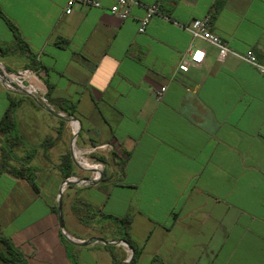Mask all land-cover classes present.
Masks as SVG:
<instances>
[{
	"label": "crops",
	"instance_id": "0c3cea01",
	"mask_svg": "<svg viewBox=\"0 0 264 264\" xmlns=\"http://www.w3.org/2000/svg\"><path fill=\"white\" fill-rule=\"evenodd\" d=\"M99 1L64 14L65 0H0V60L10 70L35 60L52 109H74L78 143L111 144L102 177L67 183L58 197L60 158L69 153L49 165L58 118L0 83V120L11 107L10 129L0 133L10 145L45 150L40 164L23 165L37 191L0 166V236L29 264H118L126 256L112 242L118 225L103 213L130 214L134 264H264V76L234 57L217 61L214 46L185 29L208 15L230 48L264 64V0H139L125 19L107 12L113 0ZM151 3L158 13L140 33ZM190 42L203 62L181 71Z\"/></svg>",
	"mask_w": 264,
	"mask_h": 264
},
{
	"label": "built area",
	"instance_id": "2783aa9c",
	"mask_svg": "<svg viewBox=\"0 0 264 264\" xmlns=\"http://www.w3.org/2000/svg\"><path fill=\"white\" fill-rule=\"evenodd\" d=\"M138 4L139 0H113V2L106 7V10L108 13L120 19H125L131 14L132 8ZM75 6L85 8H100L102 4L99 0H65L63 6V13H71ZM157 13V3H151L149 5H146L144 13L139 17L137 31L140 33L145 32L149 20L154 14ZM185 29L189 33L191 40L200 39L214 46L216 50L215 56L217 61L223 62L228 57H234L251 65L259 74L264 76V64L259 62L250 50L239 52L230 48L224 40H222L215 32L211 30L210 18L208 15L193 18L185 26ZM203 58L204 50L201 47H193L192 43L190 42L185 48L183 54L181 55L177 67L181 71H186L189 67H195L202 63ZM30 81L33 82L31 87L29 86ZM0 83L3 88L9 92H13V90L15 89L14 86L27 91L33 98L37 99L46 109H49L50 111L53 110L45 97L43 82L39 77L37 69L21 68L10 70L5 66L2 60H0ZM165 90V85L157 87L154 90L155 98L157 100H160L163 97ZM58 115L63 116L65 115V113L63 111H60L58 112ZM65 119L66 127L70 134L69 145L73 158L75 159V156H77L78 160L84 161L87 165L96 164L98 166V169L81 166L83 169L89 171L87 177L78 178L69 175L64 178L62 183H72L73 181H78V183H82L84 185L95 183L101 178L103 164L101 162V159L95 160L93 157H91V154L95 151H102V153L104 154L105 152L111 149V144L103 142L86 146L78 145V120L75 116L70 114H67L65 116ZM75 152L77 153L76 155ZM77 159H75L76 162ZM65 184H63V186ZM78 241L82 240L78 239ZM118 243L121 244L126 251L125 258L122 260V262L118 264L127 263L132 255L131 248L127 245L126 242L120 241Z\"/></svg>",
	"mask_w": 264,
	"mask_h": 264
},
{
	"label": "trees",
	"instance_id": "16d2710c",
	"mask_svg": "<svg viewBox=\"0 0 264 264\" xmlns=\"http://www.w3.org/2000/svg\"><path fill=\"white\" fill-rule=\"evenodd\" d=\"M0 15H2L1 11H0ZM7 23L12 26V24L9 21H7ZM16 44L20 48H23V46H24L23 42L19 36H16ZM0 49H2V48H0ZM28 65L31 68H35L36 67L35 60H31V62ZM10 110H11V107L9 105L6 108V110L4 111L3 117L0 120V132H2V133H6L8 131V129H10V124H9V122L6 121L10 115ZM61 110L66 112L67 114H70V115H72V113L74 112V109L68 108V107H64ZM6 141H7V143L10 144L13 141V137L7 136ZM99 159H101L102 161L104 160V158L102 156H100ZM60 160H61V162H60L59 168H60V172H61L62 177L65 178L69 175H72L73 174V164H72L69 153L61 156ZM0 166L4 167L5 171H7L8 173H10L16 177H22V178L26 179L29 182V184L31 185V187L35 191H37L38 188L34 182V175H33V169L32 168H26V167H23V165L19 166V167L15 166V165H8L7 161H5V160L1 161ZM53 211L56 212L57 207H54ZM103 215L107 218H111L112 220H114L117 223L118 231H119V235H120L119 238L122 239L123 241H125L127 243V245L132 249L131 258L125 264H134L136 261V257H137V251H136L135 245L132 243L131 239L129 238V234L127 231V225H128L129 220H130V217H131L130 214H126L122 217L108 215L105 213H103ZM61 237L66 242V239L63 237L62 234H61ZM0 244L2 246V248L0 249V264H29V262L25 258L22 251L19 248H17L16 246H14L9 238L4 237V236H0ZM155 261H156V258H153L151 260L150 264H155Z\"/></svg>",
	"mask_w": 264,
	"mask_h": 264
},
{
	"label": "rangeland",
	"instance_id": "374dc122",
	"mask_svg": "<svg viewBox=\"0 0 264 264\" xmlns=\"http://www.w3.org/2000/svg\"><path fill=\"white\" fill-rule=\"evenodd\" d=\"M21 68H27V65H22L19 67ZM3 108H1L0 106V115L2 113ZM61 110L58 109H53L50 111V113L48 112H44L46 114V116H50V117H57L59 120V129L60 131L57 133L58 134V139L56 137V140H52V146L49 148V151H51L52 155L49 156V158L47 159L49 161V165L54 166L55 162L57 160V157L54 156L53 154H57L60 151H67L69 152L72 164H73V174L70 176H75L78 178H84L87 177L89 171L83 169L73 158L72 154H71V150H70V134L67 130L66 127V119L65 116L67 115V113H65V115L60 116L58 115V112H60ZM34 115L37 117H42L45 116L43 115V113H39L37 110L33 111ZM77 144L80 145L78 143L77 140ZM38 143L35 142V145H10L9 143H7L6 141V136L3 135L2 133H0V156L1 157H6L7 158V163L9 165H15V166H22L26 163H32V161H35L36 164L37 163H41L42 160H44V156L43 153L45 152V150H43V148L37 147ZM100 156L104 157L102 151H95L94 153L91 154V157H93L95 160H100L98 159ZM102 162V175L105 173L106 171V165L105 162ZM101 175V177H102ZM71 184H74L77 187H81L82 183H78V181H73ZM58 205V204H56ZM119 246H121L123 249L124 247L119 244ZM2 248L1 244H0V249ZM125 251V249H124ZM126 253V251H125Z\"/></svg>",
	"mask_w": 264,
	"mask_h": 264
},
{
	"label": "water",
	"instance_id": "95a60500",
	"mask_svg": "<svg viewBox=\"0 0 264 264\" xmlns=\"http://www.w3.org/2000/svg\"><path fill=\"white\" fill-rule=\"evenodd\" d=\"M14 90H13V92H21V93H23V94H26V95H29V96H31L27 91H25V90H22V89H19V88H17V87H15L14 86ZM65 183H68V182H65ZM65 183H62L61 184V188H60V191H59V194H58V197L60 196V192H61V189H62V186H63V184H65ZM60 211H61V209H60V204L58 203V205H57V213H58V217H59V220H60V225L62 226V222H61V215H60ZM71 242H77V243H86V242H83V241H78V240H75V239H73V238H70V237H68V236H66ZM125 242V241H123L122 239H119V240H117V241H112V242H114V243H118V242ZM131 251H132V249H131Z\"/></svg>",
	"mask_w": 264,
	"mask_h": 264
},
{
	"label": "bare ground",
	"instance_id": "6f19581e",
	"mask_svg": "<svg viewBox=\"0 0 264 264\" xmlns=\"http://www.w3.org/2000/svg\"><path fill=\"white\" fill-rule=\"evenodd\" d=\"M32 84H33V82L32 81H30V87L32 86ZM77 153L75 152V155H76ZM75 159H77V156H75ZM77 161H82V160H78L77 159ZM78 163V162H77ZM81 166V165H80ZM88 167H91V168H96V164H91V165H88Z\"/></svg>",
	"mask_w": 264,
	"mask_h": 264
}]
</instances>
